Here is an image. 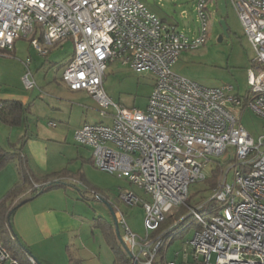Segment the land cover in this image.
I'll use <instances>...</instances> for the list:
<instances>
[{
    "label": "built area",
    "instance_id": "2783aa9c",
    "mask_svg": "<svg viewBox=\"0 0 264 264\" xmlns=\"http://www.w3.org/2000/svg\"><path fill=\"white\" fill-rule=\"evenodd\" d=\"M207 1L197 2L200 26L190 36L142 0H0L1 52L13 51L22 35L41 55L66 38L73 40L62 81L71 89L87 90L107 118L76 127L74 137L92 148L96 167L127 177L148 195L121 193L126 203L143 205L144 236L117 211L122 240L135 264H153L163 240L162 232H153L173 209L188 205L189 185L207 179L211 157L229 152L232 156L209 198L215 210L204 215L199 206L191 208L200 223L188 241L194 264H264V130L255 137L242 122L245 108L264 119V0H230L255 50L245 96L232 84L204 85L173 69L182 50L206 42ZM116 60L155 76L146 108L128 107L107 95L104 77ZM24 63L23 81L30 88L36 83L30 77L31 57ZM28 258L40 264L32 254ZM0 264H21L1 236Z\"/></svg>",
    "mask_w": 264,
    "mask_h": 264
},
{
    "label": "rangeland",
    "instance_id": "374dc122",
    "mask_svg": "<svg viewBox=\"0 0 264 264\" xmlns=\"http://www.w3.org/2000/svg\"><path fill=\"white\" fill-rule=\"evenodd\" d=\"M144 1L149 2L152 8H157L167 18L173 17V19L178 21L181 30L187 35L192 36L198 32L200 26L197 11L198 0ZM207 9L210 15V34L206 42L195 49L182 50L173 69L175 72L188 76L204 85L219 86L232 84L235 87V92L245 96L251 88L249 68L253 66V59L255 57L254 47L247 37L236 8L230 0H208ZM223 18L226 20L228 30L220 40L219 37L223 33V26L221 24V19ZM196 30L197 32H195ZM28 43L29 40L25 39V42L22 44L23 47L21 46L23 54H17L15 56L17 59L15 57L0 56V68L4 74L7 73L10 76L9 78L15 80L17 79V73L21 69V64L25 67V71H27L24 60L31 53L34 58H32L30 66V77L35 80V85L38 89L43 93H48L49 88L55 87L58 81L62 80L63 63L66 59L65 57L73 50L72 41H69L63 47H56L48 55L43 56ZM38 56H41L40 63ZM47 83H51V86L45 85ZM154 83L155 76L150 70H136L129 64L122 63L120 60L109 64L108 72L104 77L106 93L114 102L142 109L147 106ZM43 96L49 98L46 95ZM80 96L81 99H87L85 102L86 106L84 107L86 113L82 112V109H80L82 107L74 104L73 109L66 110L67 115L70 117V122L59 123L66 128L69 126V135L61 145L65 157H68V161L71 164L70 167L75 170L83 164L80 158H76V150L77 148H85L86 146L83 147L76 141L73 130L74 124L81 122L82 125L85 122L107 120V118L102 116L98 102L90 93L85 92ZM111 110L112 108L109 109V111ZM44 121H47V119ZM242 122L246 129L255 137L264 130L263 117L250 108H245L243 111ZM35 123L33 124L35 125ZM50 126L53 125L50 124ZM231 156L232 152L212 156L206 165L207 179L197 180L191 182L189 185V205H181L179 208L173 209L169 214L180 218L184 214H189L191 208H197L207 201L214 190V188L210 189V181L208 179L212 174V169L218 162H221L225 168L226 162ZM81 171H87L88 175H83L84 178H77L78 182H73L74 187L71 181H67L70 187L75 188L80 198L78 201H75L74 205L81 207L91 215L94 212L93 210L102 212L110 220H114L111 208L114 211L120 209L124 212L131 229L138 235L144 236L146 228L144 225L145 210L143 205L141 203L131 205L121 198V193L130 189L148 197L144 189L132 183L127 177H119L116 174L101 170L89 162L84 163ZM232 176L233 169L230 170L228 179L232 180ZM79 190H82V192L80 193ZM211 204H214V202L212 201ZM192 219L193 217L190 216L189 220L191 221ZM118 227L120 236L123 238V227L120 224H118ZM178 230L177 228L176 231ZM194 231L195 225L191 224L174 238H168L161 251L154 258L153 264H166L167 260H176L182 264H194L193 249L188 244ZM185 246L188 248L187 255L185 253ZM215 258L216 252H213L212 259L214 260ZM131 264H135L132 257ZM137 264L140 263L138 262Z\"/></svg>",
    "mask_w": 264,
    "mask_h": 264
},
{
    "label": "crops",
    "instance_id": "0c3cea01",
    "mask_svg": "<svg viewBox=\"0 0 264 264\" xmlns=\"http://www.w3.org/2000/svg\"><path fill=\"white\" fill-rule=\"evenodd\" d=\"M142 1L164 20L181 30L178 21L173 17L167 18L157 8H152L149 2ZM23 37L16 39L13 51L10 53L0 51V56L22 55L21 46L25 39L29 40L28 44L32 46L30 38ZM69 41H72L73 50L65 57L63 69L73 55L74 42L71 38H66L53 48L63 47ZM41 56H38L39 63ZM27 57H31L32 63L34 57L31 53ZM20 66L15 80L9 78L10 76L4 74L0 68V100L16 99L26 106L25 119L19 124L8 123L0 115V150L21 151V156L25 158L26 166L36 185L53 180H62L63 184L44 190L15 208L11 221L16 236L26 247L28 254L35 256L40 264H69L72 257L81 259V264H115L114 251L108 244L97 218L116 227L117 211L120 209L114 211L111 208L114 220H110L102 212L93 210L91 215L74 205L80 198L73 188L75 186L73 182H76L77 178H84L83 175H88L87 171H81L85 162L95 167L96 165L93 161L92 148L79 143L83 147L86 146L76 150V158H80L83 164L78 169H73L61 145L67 139L70 129L69 126L66 128L59 123L70 122L66 110L73 109L74 104L82 107L80 109L86 113L84 107L87 99H81L80 95L89 92L85 89H71L62 80L58 81L55 87L49 88L48 93H43L36 85L28 88L23 81L25 67L22 64ZM45 85L51 86V83ZM45 119L47 121H44ZM50 121H55L56 125L50 126ZM80 125L81 122L74 124L73 130ZM18 163L19 158L15 157L0 169V202L8 190L20 180ZM67 181H71L73 187H70ZM138 194L146 197L144 194ZM116 232L120 234L117 228ZM22 264L31 263L25 260Z\"/></svg>",
    "mask_w": 264,
    "mask_h": 264
},
{
    "label": "trees",
    "instance_id": "16d2710c",
    "mask_svg": "<svg viewBox=\"0 0 264 264\" xmlns=\"http://www.w3.org/2000/svg\"><path fill=\"white\" fill-rule=\"evenodd\" d=\"M2 107L0 108L1 117L8 123L19 124L25 119L26 106L16 99L1 100ZM15 157L19 158L18 169L20 174V180L17 181L7 192L6 196L0 202V236L4 244L10 249L11 253L18 257L21 264L25 260L29 261L28 251L22 244L20 239L16 236V233L12 226L11 215L15 208L24 203L25 201L35 197L46 189L59 187L63 184L62 180H53L46 183L36 185L33 180V176L26 166L25 158L21 156V151H8L5 149L0 150V169L11 159ZM221 162L212 169V174L208 178L210 181V189L215 188L218 182V177L223 170ZM187 198V204L188 203ZM202 214L207 215L215 210L211 199L205 201L198 209ZM193 219L190 221L189 217ZM97 221L101 223L104 235L108 244L114 251L115 264H131V252L126 247L120 234H117L116 227L111 223H107L105 220L97 218ZM191 224L195 225V229L200 227V223L192 214H184L180 218L174 217L173 214H168L165 220L160 224L159 228L156 229L152 236L160 234L162 238V244L157 251V254L161 251L166 240L168 238H174L178 233H181L187 229ZM179 229L176 231V229ZM156 254V255H157ZM155 263V262H154ZM69 264H81V259L72 257Z\"/></svg>",
    "mask_w": 264,
    "mask_h": 264
},
{
    "label": "water",
    "instance_id": "95a60500",
    "mask_svg": "<svg viewBox=\"0 0 264 264\" xmlns=\"http://www.w3.org/2000/svg\"><path fill=\"white\" fill-rule=\"evenodd\" d=\"M221 24L223 26V33L219 37L220 40L223 38V35L227 33V30H228V25L226 24V20L224 18L221 19ZM116 228H117V231L119 233L118 223H116Z\"/></svg>",
    "mask_w": 264,
    "mask_h": 264
}]
</instances>
